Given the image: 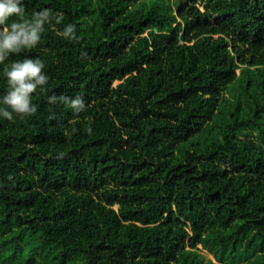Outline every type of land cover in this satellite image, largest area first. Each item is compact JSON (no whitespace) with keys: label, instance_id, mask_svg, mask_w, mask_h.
<instances>
[{"label":"trees","instance_id":"obj_1","mask_svg":"<svg viewBox=\"0 0 264 264\" xmlns=\"http://www.w3.org/2000/svg\"><path fill=\"white\" fill-rule=\"evenodd\" d=\"M20 3L0 264H264V0ZM25 59L34 114L5 100Z\"/></svg>","mask_w":264,"mask_h":264},{"label":"clouds","instance_id":"obj_2","mask_svg":"<svg viewBox=\"0 0 264 264\" xmlns=\"http://www.w3.org/2000/svg\"><path fill=\"white\" fill-rule=\"evenodd\" d=\"M13 15L20 19L24 16V8L20 0H0V25H5L9 17ZM9 27H5L0 31V50L17 51L20 44L31 46L38 39L37 31L39 22L36 27L25 30L24 26L19 22H14ZM3 55L0 54V62H3ZM43 62L40 60L33 61L25 59L23 62H13L10 69H5L7 82L11 87V91L5 100L13 110L18 113L34 114L35 108H29V94L36 89L37 84H43L46 77L40 75ZM74 103H79V100Z\"/></svg>","mask_w":264,"mask_h":264}]
</instances>
